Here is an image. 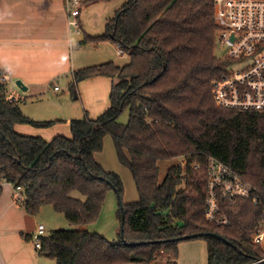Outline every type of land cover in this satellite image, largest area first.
<instances>
[{
	"label": "trees",
	"instance_id": "1",
	"mask_svg": "<svg viewBox=\"0 0 264 264\" xmlns=\"http://www.w3.org/2000/svg\"><path fill=\"white\" fill-rule=\"evenodd\" d=\"M218 31L215 0H129L108 19L103 35L87 36V42L116 45L129 61L75 73L74 92L91 77L114 84L109 109L97 119L85 114L72 120L71 137L47 141L18 133L17 125L47 128L55 122L25 116L0 82V175L22 192L24 202L17 205L31 215L51 206L76 227L46 234L41 255L56 264H157L164 253L177 258L179 243L188 241L164 240L202 234L189 240L207 242L208 264H264V248L253 242L264 224V111L228 110L215 102L213 82L232 62L216 53ZM107 136L132 174L137 202H125L123 178L96 159ZM174 158L183 161L160 183L159 162ZM211 158L255 189L250 199L222 204L229 226L206 216ZM110 192L118 201L117 240L90 229Z\"/></svg>",
	"mask_w": 264,
	"mask_h": 264
},
{
	"label": "crops",
	"instance_id": "2",
	"mask_svg": "<svg viewBox=\"0 0 264 264\" xmlns=\"http://www.w3.org/2000/svg\"><path fill=\"white\" fill-rule=\"evenodd\" d=\"M84 3L87 4V1ZM79 23V29L71 26L65 0H0V71L10 78L7 83H4L6 95L19 99L23 113L29 118L31 115L25 112L22 104L32 101L33 109L39 108L37 109L39 113H36V110L33 111V121L55 122L47 128L27 124L17 125L18 133L26 136H40L47 141L60 135L71 137L70 122L74 120L72 118H75L73 116L77 110L76 105L73 106L74 112L68 113V101L59 104L62 100H67L64 97H68V91L75 95L74 100L81 101L84 116L88 114L91 119H97L109 109L113 79L105 76L85 79L77 84L76 92L72 90L71 83L79 70L108 62L117 64L116 62H119L124 54L119 50L117 52V46L110 42H87V36L103 35L106 24L102 28L104 30L99 28L97 30L101 31H92L88 29V24L82 19L81 13ZM17 80H21L28 87L26 92L11 86L10 83ZM56 86L60 89L55 90ZM11 88H13L12 91ZM54 97L61 102L54 103ZM42 102L47 104H39ZM111 140L110 136L105 137L104 148ZM102 153L96 154V159L106 171L113 170L122 174L123 165L118 162L115 165H110V162L102 163L100 160ZM172 160L178 161V158ZM162 163L163 161L159 162V167ZM171 167L173 166L170 165L168 170ZM161 172L160 167V183L166 177L161 180ZM120 176L123 178L122 175ZM123 180L126 189L124 199L126 203H129L126 200L128 183L125 179ZM115 198L116 201L113 200ZM117 210V197L114 192H110L100 220L90 229L106 238L111 236L106 233L109 227L119 232ZM41 213L34 216L25 207L18 206L15 203L13 186L4 185L1 188L0 264L53 263H50V258L41 255L40 250L32 242L37 226L44 223L41 221ZM191 249L195 251L194 248ZM200 251L202 258L205 250L202 247ZM206 252L208 264V248ZM173 260L175 261L172 264H201L199 256L188 252L187 249L179 250L178 257ZM169 261V257L164 256L158 259L157 264H169Z\"/></svg>",
	"mask_w": 264,
	"mask_h": 264
},
{
	"label": "built area",
	"instance_id": "3",
	"mask_svg": "<svg viewBox=\"0 0 264 264\" xmlns=\"http://www.w3.org/2000/svg\"><path fill=\"white\" fill-rule=\"evenodd\" d=\"M65 4L71 26L79 29L83 1L65 0ZM215 20L219 27V48L224 51L221 58L232 61L223 75L213 82L215 102L228 110L264 111V0H215ZM9 79L3 75L0 82L4 84ZM59 89V86L55 87V90ZM9 99L19 100L14 96H9ZM199 167L195 166L196 169ZM208 175L207 219L217 226H229L231 218L223 211L222 204L235 205L240 199H250L255 189L214 158L208 161ZM4 185L15 188L2 174L0 190ZM23 202L22 192L15 188V203ZM254 203H260L258 197L254 198ZM46 234L45 225L39 224L32 236L37 249L42 248V238ZM253 242L264 248V224L257 229Z\"/></svg>",
	"mask_w": 264,
	"mask_h": 264
},
{
	"label": "rangeland",
	"instance_id": "4",
	"mask_svg": "<svg viewBox=\"0 0 264 264\" xmlns=\"http://www.w3.org/2000/svg\"><path fill=\"white\" fill-rule=\"evenodd\" d=\"M83 1V5L81 6V16L82 19L86 21V23L88 24V29H91L92 31H101V30H97V29H102L104 28L105 23L107 21V19H111L112 17L115 16L116 11L120 10L121 8L124 7V5L129 2V0H110L107 2H102V1H97L94 0V2H87V4H85L84 2H86L87 0H82ZM76 28V27H75ZM78 29V28H77ZM85 29V28H84ZM106 29V28H105ZM104 30V29H102ZM117 52H118V48H117ZM217 55H219V57L222 56V54L224 53V51L219 48L216 50ZM120 57V56H119ZM121 59H119V62H116L117 65L119 66H124L128 63V58H126L124 55L122 57H120ZM12 87H16L17 89L21 90L20 88H18V86L16 85V82L14 83H10ZM15 89V88H14ZM13 90V88H11V91ZM21 93H23L21 91ZM2 94V91L0 89V95ZM67 96L68 97H64V99L67 100H62V103L59 104H63V103H67L65 101H68V106H67V110L68 113H71L72 111L74 112L73 106L76 105V109L75 110V115L72 118L74 120H79V119H83L84 118V112L82 111V105H81V101H77L74 100L76 97L75 95H72L69 91L67 92ZM63 99V98H62ZM46 101H48L46 99ZM53 102L54 103H58L61 101H58L55 97L53 98ZM42 105H46V102H42L39 103ZM66 104H64L65 106ZM81 107V109L79 107ZM22 107H24V110L26 113H28L31 119H33V111L36 110V113H39L37 109H33V104L32 101H29L28 103L22 104ZM129 120V114L128 111H126L121 117H120V121L123 122V124L128 123ZM101 162L106 163V162H110V165H115L117 162L120 163V161L118 160L117 157V153L115 150V146L113 143V140L108 141L107 145H105L104 151L102 153V157L100 158ZM183 159L179 158L178 161L177 160H165L163 161V163L161 164V180L164 179V177L167 175V171H168V167H170V165L175 166V164H179L182 163ZM121 164V163H120ZM122 165V164H121ZM108 167H111L107 164ZM113 169V168H110ZM111 172H114L116 174H118L116 171L111 170ZM122 174H118V175H122L123 179H125L126 183H128V192H127V196H126V200L129 203L132 202H137L139 201V194L138 191L136 189V185L134 180L132 179V174L131 172L123 166V168L121 169ZM132 186V188H130ZM116 201V198L113 199ZM41 221H43L45 225V227L47 228V235H50L52 232L54 231H58V230H71V229H75V226H72L66 219V217L60 213H57L51 206H47L45 207V209L43 211H41ZM120 223V222H119ZM107 235H111L110 238H108L109 240H117L118 239V232L115 231V229H113V227H109L108 231L106 232ZM180 248L179 250H185L187 249L188 252H193L195 254H197V256H199V261L201 264H207V242L203 239H195V240H188V241H183L181 243H179ZM207 246V248H206ZM204 248L205 252L201 258V248ZM194 248L195 251H192ZM167 256L169 257V260L172 261V259H176L174 257H171V255L164 253L162 257ZM202 259V260H201ZM50 263L53 262L52 264H56V261L50 258ZM165 261V260H164ZM175 261V260H173ZM161 263V262H160ZM166 263V262H165Z\"/></svg>",
	"mask_w": 264,
	"mask_h": 264
},
{
	"label": "water",
	"instance_id": "5",
	"mask_svg": "<svg viewBox=\"0 0 264 264\" xmlns=\"http://www.w3.org/2000/svg\"><path fill=\"white\" fill-rule=\"evenodd\" d=\"M16 85L18 86V88H20L22 91L26 92L28 90V87L25 86V84L21 81V80H17ZM121 214H122V221L124 222L125 220V214L123 213V207L121 206ZM202 234H192V235H185V236H181L178 238H173V239H167L164 240V242L168 243L170 241H183V240H189V239H193V238H197ZM121 239L124 240V231H123V226H121ZM157 242H162V241H157Z\"/></svg>",
	"mask_w": 264,
	"mask_h": 264
}]
</instances>
